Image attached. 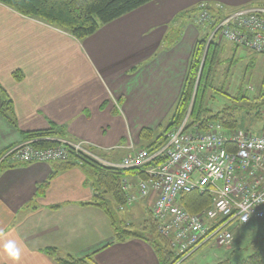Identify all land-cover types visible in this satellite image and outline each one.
<instances>
[{"label":"crops","instance_id":"1","mask_svg":"<svg viewBox=\"0 0 264 264\" xmlns=\"http://www.w3.org/2000/svg\"><path fill=\"white\" fill-rule=\"evenodd\" d=\"M199 2L240 7L254 0H153L82 39L0 3V86L11 98L14 119L0 112V153L26 132L51 126L59 137L87 142L107 163H119L129 142L144 147L154 140L177 102L201 33L192 18L175 16ZM179 25V39L167 44V32ZM217 44L212 82L232 85L230 74L238 75L233 80L239 85L240 72L247 75L248 61L259 54L222 38ZM143 129L150 131L148 139ZM125 178L127 195L137 194L139 175L128 170ZM106 197L112 220L91 204L92 179L84 164L32 162L2 169L0 264H13L4 250L10 240L23 249L19 264H60L55 257L68 255H89L87 264H160L147 241L115 240L112 224L141 228L153 193L120 206ZM47 247L55 248L53 255Z\"/></svg>","mask_w":264,"mask_h":264},{"label":"built area","instance_id":"2","mask_svg":"<svg viewBox=\"0 0 264 264\" xmlns=\"http://www.w3.org/2000/svg\"><path fill=\"white\" fill-rule=\"evenodd\" d=\"M204 4H200L199 24L207 19L214 21ZM232 11L223 13L209 38L218 33L217 37L235 45L263 52L264 7ZM262 112L264 122V105ZM166 137L153 152L129 142L125 146L129 153L119 163H107L98 156L95 160L139 175L137 194L127 195V204L153 193L150 213L158 223V231L181 255L175 264L210 241L217 246H230L236 229L253 219H264V123L262 130L254 133L228 129L215 120L188 126L186 115ZM45 139L53 141L50 137ZM83 142L58 139L57 144L37 146L33 140H23L7 149L0 160L85 164L94 155ZM126 181L124 174L122 188L128 192ZM191 191L209 193L210 205L198 213L186 210L179 198Z\"/></svg>","mask_w":264,"mask_h":264},{"label":"trees","instance_id":"3","mask_svg":"<svg viewBox=\"0 0 264 264\" xmlns=\"http://www.w3.org/2000/svg\"><path fill=\"white\" fill-rule=\"evenodd\" d=\"M150 1L153 0H0V3L10 7L22 15L41 20L49 25L66 31L75 38L82 39L92 34L101 25L131 12L132 10H135ZM258 4L260 5L263 3H253V5ZM205 6L208 13H210V16L214 19L212 23H210L211 21L208 19L204 22V24H199L197 22L199 12L202 9L200 5L181 11L177 14V16H175V19L177 20L181 18H192L201 33L193 45L180 95L169 118L167 119L166 125L162 128L161 132L154 140L144 146L149 152H153L159 148L166 141V133L178 126L186 115H188V126H197L199 122L203 124L206 121L215 120L222 122L225 128H238L236 110L241 109V106L226 104L221 109L212 112L207 104H205V92L207 89L212 87L211 77L213 70L210 69L217 58L218 33H215L209 41L208 37L225 12L224 8L218 10L215 5L206 4ZM180 33L181 25L176 27V29H171L167 32L165 42L169 45L175 43L179 39ZM251 52L253 54H264V51L261 53ZM200 65L202 68H199ZM198 70L202 71L198 88L195 93V98H192L193 85L197 78ZM13 76L16 79H20L22 77L20 71L14 72ZM241 97L242 96H240V98ZM0 100V112L9 121L14 122L11 98L1 86ZM263 105L264 100L256 102L253 106L251 105L252 108L255 109L256 117L261 115ZM59 133V129L51 126L44 130L26 132L23 138L26 139L52 134L58 135ZM141 134L143 139H148L150 131L143 129ZM53 142L54 141L38 140L37 142H34V144L37 146H45ZM16 163L19 162L4 160L0 163V171L6 167H11ZM59 164L66 167L76 163L72 161H60ZM84 166L88 168L92 179L94 198L91 204L104 208L107 215L112 220L113 209L111 207V201L109 198L107 199L106 195L109 194L117 206L126 203L128 193L122 188V178L128 170H121L119 168L103 165L91 160L85 163ZM141 176L144 177V174H141ZM179 202L189 212L198 213L203 208L210 205L211 196L207 192L191 191L181 194ZM112 224L115 240L124 241L127 238L139 237L147 241L155 252L160 264H175L181 259V255L176 254L171 248L169 239L164 237L158 231V223L152 217L150 210L147 217L143 220L141 228L132 229L121 227L116 225L114 221H112ZM254 246V252L243 258L232 260L227 257L219 261L217 264H264V238L260 237L255 240ZM54 249L55 248L53 247H47L45 252L49 255H53ZM189 256L182 259L181 262ZM55 259L60 264H87L88 261H90V256L73 257L68 255L66 257L57 256Z\"/></svg>","mask_w":264,"mask_h":264},{"label":"rangeland","instance_id":"4","mask_svg":"<svg viewBox=\"0 0 264 264\" xmlns=\"http://www.w3.org/2000/svg\"><path fill=\"white\" fill-rule=\"evenodd\" d=\"M254 2H260L264 4V0H254ZM253 2V3H254ZM205 2H199L197 5H200ZM210 5H220L222 9H225L224 14L231 12L232 10H237L245 7H254V6H261L264 7L263 4L258 5H249V6H227L225 4L221 3H205ZM232 11V12H233ZM195 22V21H194ZM215 35V34H214ZM209 38V37H208ZM220 39V37H217ZM210 38L208 39V41ZM252 60V61H251ZM249 60L250 63L249 70L244 74V71L240 72V78H242V82L238 85L239 81H234L237 76H227L228 79H231L232 85H229V83L226 82L225 85H222L219 81V84L212 82V87L207 89L205 92V104L210 103V106H208L210 109L212 108V112L216 111L218 108L221 109L226 104H231L235 106H241V109L236 110V116L238 119V128L239 129H250L251 132H260V127L262 126L263 122V112L261 111V115L258 117L255 116V109L252 108V106L256 102H261L264 100V54L254 55V57ZM199 68H202L201 65ZM202 70H198L197 78L193 85V96L192 98H195V93L198 88L200 75ZM215 71V70H214ZM213 71V73H214ZM219 70H216V73H218ZM240 70H236V73H239ZM218 76V75H217ZM222 79L223 75L220 74L218 76ZM222 76V77H221ZM222 82V81H221ZM241 86V90L237 89ZM231 87V89H230ZM243 89V90H242ZM229 95V96H227ZM240 96H242L240 98ZM209 102V103H208ZM252 105V106H251ZM217 108V109H216ZM218 109V110H219ZM262 128V127H261ZM52 137V140L54 141L51 144L45 145L49 146L52 144H57L58 139H64L69 140L67 138H62L57 135H44L40 137H32V138H22L19 142L14 143L7 148H5L0 153V158L3 155V153L9 149L11 146L19 144L23 140H33V142H37L38 140H47L46 137ZM56 136V137H55ZM72 142L76 141H83V140H69ZM87 142H83L84 145L87 146V148L90 150V152L94 155L93 157L89 158L91 161H94L96 163H100L96 159V154L92 151V146H89ZM3 159L0 160V163ZM104 161V160H103ZM1 166V164H0ZM263 237L264 238V219H253L248 225L242 226L235 230L233 235V245L231 246H217L213 244V241H210L209 243H206L199 247L193 254H191L187 259H185L182 262H179L178 264H217L219 261L229 257L232 260L243 258L251 253L254 252V241L258 238Z\"/></svg>","mask_w":264,"mask_h":264},{"label":"clouds","instance_id":"5","mask_svg":"<svg viewBox=\"0 0 264 264\" xmlns=\"http://www.w3.org/2000/svg\"><path fill=\"white\" fill-rule=\"evenodd\" d=\"M4 250L8 258L13 261V264H19L23 255V249L15 240L8 241L4 245Z\"/></svg>","mask_w":264,"mask_h":264}]
</instances>
